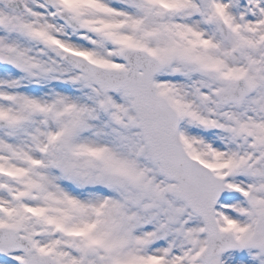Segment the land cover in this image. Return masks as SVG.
Listing matches in <instances>:
<instances>
[{"label":"snow or ice","instance_id":"snow-or-ice-1","mask_svg":"<svg viewBox=\"0 0 264 264\" xmlns=\"http://www.w3.org/2000/svg\"><path fill=\"white\" fill-rule=\"evenodd\" d=\"M0 264H264V0H0Z\"/></svg>","mask_w":264,"mask_h":264}]
</instances>
